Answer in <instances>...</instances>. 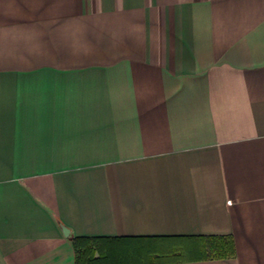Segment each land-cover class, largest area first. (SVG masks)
Here are the masks:
<instances>
[{
  "label": "crops",
  "instance_id": "1",
  "mask_svg": "<svg viewBox=\"0 0 264 264\" xmlns=\"http://www.w3.org/2000/svg\"><path fill=\"white\" fill-rule=\"evenodd\" d=\"M198 235L264 264V0H0V264Z\"/></svg>",
  "mask_w": 264,
  "mask_h": 264
},
{
  "label": "trees",
  "instance_id": "2",
  "mask_svg": "<svg viewBox=\"0 0 264 264\" xmlns=\"http://www.w3.org/2000/svg\"><path fill=\"white\" fill-rule=\"evenodd\" d=\"M75 264H145L234 255L230 235L192 237H85L72 239Z\"/></svg>",
  "mask_w": 264,
  "mask_h": 264
}]
</instances>
